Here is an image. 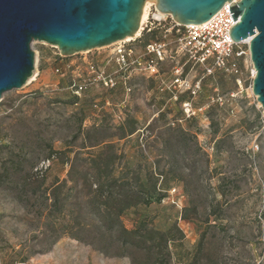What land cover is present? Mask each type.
I'll use <instances>...</instances> for the list:
<instances>
[{"label": "rangeland", "instance_id": "374dc122", "mask_svg": "<svg viewBox=\"0 0 264 264\" xmlns=\"http://www.w3.org/2000/svg\"><path fill=\"white\" fill-rule=\"evenodd\" d=\"M115 47L61 57L35 41V78L0 101V264H131L62 235L80 221L98 224L83 176L99 153L113 158L115 176L161 198L122 221L168 232L170 264H264V113L247 46L240 74L187 65L181 91L172 86L179 57L159 76H133L130 91L106 86L98 78L118 68ZM82 80L88 87L76 95L71 85Z\"/></svg>", "mask_w": 264, "mask_h": 264}, {"label": "water", "instance_id": "95a60500", "mask_svg": "<svg viewBox=\"0 0 264 264\" xmlns=\"http://www.w3.org/2000/svg\"><path fill=\"white\" fill-rule=\"evenodd\" d=\"M147 1L181 25L202 24L226 2L235 42L250 39L252 90L264 113V0H0V101L35 72V41L70 57L135 37Z\"/></svg>", "mask_w": 264, "mask_h": 264}, {"label": "built area", "instance_id": "2783aa9c", "mask_svg": "<svg viewBox=\"0 0 264 264\" xmlns=\"http://www.w3.org/2000/svg\"><path fill=\"white\" fill-rule=\"evenodd\" d=\"M233 1L239 2L240 0ZM231 3L226 2L223 8L205 23L191 25L177 23L170 14L162 13L157 9L155 3H151L140 35L132 40H123L114 44L116 46L114 55L118 68L106 75L105 72H101L98 79L111 88L117 87L121 83L130 91L129 83L133 76H159L162 64L167 60L176 61L179 64L178 57L182 61L181 65L173 67L172 86L175 91H181L187 86V80L184 77V67L187 65L199 67L207 74H212L217 70L227 74H240L238 60L247 54L244 50L245 46H247L250 56V39L240 42L233 40L231 29L237 21L230 11ZM160 30L163 33L161 37L156 35V31ZM144 32L155 34V36L148 42H144L140 49L131 46V42L141 37ZM168 37L170 38L168 39ZM90 68L96 72L93 64L90 65ZM59 71L58 68L57 72ZM254 71H256L255 68H253V77L256 75ZM87 81H75L71 85L74 94L80 95L86 90ZM172 86L168 89L172 90ZM186 107L189 113V104ZM176 191L173 189L171 193H176Z\"/></svg>", "mask_w": 264, "mask_h": 264}, {"label": "trees", "instance_id": "16d2710c", "mask_svg": "<svg viewBox=\"0 0 264 264\" xmlns=\"http://www.w3.org/2000/svg\"><path fill=\"white\" fill-rule=\"evenodd\" d=\"M148 35L151 38L155 36ZM130 133H133V130ZM107 147L112 146L107 144ZM51 151L59 153L52 148ZM48 159L50 160L51 156ZM89 159L91 164L89 169L94 170V173L87 171L83 176L84 187L89 188V201L84 205L98 215V224L80 221L70 228L71 232H63L62 235H71L87 242L107 255L129 256L131 264H170L171 238L168 232L155 227L149 228L142 223L134 229H127L122 221V214L126 210L140 204L149 205L160 201L161 198H155L148 190L136 189L128 181L115 176L112 168L113 158L104 159L102 153H99ZM74 169L75 165L72 162L71 172ZM54 185L56 203L59 196L56 192L60 190L62 184L57 180ZM78 185L79 180L75 181L74 187ZM84 208L82 205L81 210ZM57 212H62L61 204H57Z\"/></svg>", "mask_w": 264, "mask_h": 264}, {"label": "bare ground", "instance_id": "6f19581e", "mask_svg": "<svg viewBox=\"0 0 264 264\" xmlns=\"http://www.w3.org/2000/svg\"><path fill=\"white\" fill-rule=\"evenodd\" d=\"M151 3H154L152 1H147L146 4H145V8H144V12H143V16H142V21H141V27H140V30L138 31V33L136 34V36H139L141 31H142V28H143V24L147 18V15H148V10H149V6L151 5ZM163 13V12H162ZM135 37H127L125 39H123L124 41H129V40H132L133 38H136ZM123 40H120V41H123ZM119 42V41H118ZM117 43V42H116ZM115 44V43H114ZM256 73V71H254V74ZM35 78L34 74L32 76V79L30 80H33Z\"/></svg>", "mask_w": 264, "mask_h": 264}]
</instances>
